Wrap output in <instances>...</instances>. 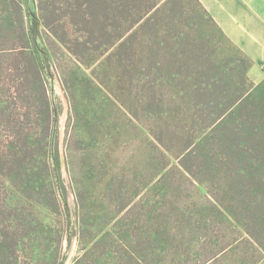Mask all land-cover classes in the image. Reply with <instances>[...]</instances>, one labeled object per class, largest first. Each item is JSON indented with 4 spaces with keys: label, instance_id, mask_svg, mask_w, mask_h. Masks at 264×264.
I'll return each mask as SVG.
<instances>
[{
    "label": "trees",
    "instance_id": "trees-1",
    "mask_svg": "<svg viewBox=\"0 0 264 264\" xmlns=\"http://www.w3.org/2000/svg\"><path fill=\"white\" fill-rule=\"evenodd\" d=\"M159 1L161 0H36L37 8L28 12L30 21L27 22L24 20L22 0H0V8L5 10L1 14L0 23L9 32L12 31L13 26L15 27L16 39L20 44L13 46L14 48L7 53L12 60L8 67L10 80L3 87L7 99L0 98V114L7 118L5 122L7 129L18 125L25 126L24 114L31 123L35 119L38 121L40 117L43 120L42 130L45 133L44 138L40 139L46 141L44 148L51 154V162L45 157L42 159L43 170L46 172L41 174L40 170L39 172L36 170L37 155L36 150L33 149L36 144L35 139H32L29 133H24V136L23 133H7L6 138L0 135V181L8 183L15 190L18 189L10 197H4L3 200L0 197V264L27 262L64 264L65 259L61 247L43 246V240L31 226L33 220H28V215L21 205L23 198L28 200L34 195L35 198L40 199L42 197L40 192L46 190L45 186H50L53 181L58 184L62 179L60 168L54 165V158H58L53 151L56 106L50 98L43 74L44 70L46 76L53 75L49 70L52 52L51 46L50 48L48 44L43 46L39 41L43 32L58 47L61 46L76 55L89 67L112 49L97 64L93 72L103 70L108 66V60L116 59L124 70L122 75H118V84L114 80L113 91L115 92L114 88L118 89L116 86L119 82L137 81L139 86L137 105L144 102L145 115H150L151 117L148 118L154 123L157 122L158 129L169 123L172 124L170 118L174 119L173 126L181 128L182 139L188 140L186 146L180 150V154L172 153L178 159L172 161L173 167L181 168L185 173L189 171L199 179L204 175L206 177L204 186L211 187L209 189L214 195H211L212 202L201 209L181 208L184 215L181 222H184L187 229L193 231L194 228L202 225L201 220L204 217L214 214L222 216L224 220L232 222L238 228L239 234L249 233L254 247L261 252L260 258L251 262L247 260L245 254L242 262L227 264H264L262 258L264 256V103L257 104V108L249 109L251 96L256 90L264 89V81L256 83L250 79L253 93L247 95L242 92L227 104L228 102L226 103L216 93L213 94L211 90L216 83L214 79L219 80L218 73L208 74L206 71L203 75L207 77L197 82L190 79L193 74L168 73V79L174 81L173 85L176 84V93L169 91L167 94H159L156 90L158 87L165 90L163 85L165 77L162 75L165 73L164 63L160 60L155 63L160 72L154 75L153 67L149 62L147 68L140 67L134 65L135 58L127 57L130 56V51L135 52L133 39L139 34L140 29L152 25L155 16H148L143 23L141 22ZM173 1L165 0L163 5L167 6ZM194 1L201 7L202 15L207 13L200 0ZM182 2L184 0L175 1L177 7L172 11L171 19L176 20L179 16L185 15V6ZM192 19L197 18L192 17ZM210 19L214 21L211 16ZM193 23L192 21L191 24ZM137 24H140V27L133 29ZM130 30L132 31L128 33ZM176 37L182 40L185 32L183 30L177 32ZM227 40L230 41L228 38ZM31 46L33 57L31 52H28ZM233 48L240 53V48L235 44ZM241 52V59L246 63L241 77L247 78V72L253 61L242 50ZM126 61L131 62L133 67H130ZM220 73L223 74L221 71ZM179 79L189 80L190 86H182L183 81ZM175 80L179 81L175 83ZM158 94L161 98L157 97ZM178 96L183 100L191 98L190 101L193 102V106H187L191 118L188 126L183 124L182 118L186 120L189 118L179 106L173 107L171 104L172 99L176 100ZM236 100L238 102L236 109L229 111L222 118ZM19 108L26 110L23 113ZM135 114L138 115V112ZM237 114L239 119L235 116ZM107 130L110 132L115 130L112 123L108 125ZM72 134L71 131L68 135L67 161L71 185L76 193L77 222L74 233L78 236L80 246L72 264H172L166 260V255H160L159 258V253L153 252L155 249L156 252L161 251V243L167 254L170 255L172 250L170 238L163 242L161 237L165 238V236L160 237L158 234L161 229L167 232L166 218L163 216L162 223L155 224L158 219L155 212L158 208L162 210L166 202H161L158 208L144 215L145 217L141 214L138 219L124 217L123 209L131 206L132 203L128 198L130 188L125 185L122 174L109 172L102 175L101 172V178L95 179L93 175H88L90 169L91 172L94 170L92 164L79 171L75 152H72L74 148L72 149L70 145ZM147 135L148 133H145V136ZM110 136L107 135L105 140ZM84 139L89 144L93 140L90 134ZM172 154H169V160L172 159ZM195 158L202 159L201 163L205 164L203 172L193 169L194 167L188 164ZM50 164L53 166L51 167ZM82 173L85 174L84 179ZM207 176H210L209 180ZM88 181L91 182L86 183ZM19 190L23 198L18 195ZM163 190L164 195L168 193V190ZM135 209L136 206L132 205V210ZM64 215L69 226L71 218L68 211H64ZM143 226H149L148 232L143 231ZM152 238L156 241L150 242ZM142 242L153 244H144L143 246L148 248L145 250L140 245ZM184 253L188 256V251L172 252L173 256L181 254L178 256L180 259H173V263L183 264L181 257ZM189 262L188 258L184 259V264ZM201 264L215 263L206 261Z\"/></svg>",
    "mask_w": 264,
    "mask_h": 264
},
{
    "label": "rangeland",
    "instance_id": "rangeland-1",
    "mask_svg": "<svg viewBox=\"0 0 264 264\" xmlns=\"http://www.w3.org/2000/svg\"><path fill=\"white\" fill-rule=\"evenodd\" d=\"M164 1H159L157 6L146 14L141 23L148 16H155L152 25L149 24L140 29L139 34L133 39L135 52L130 51V56L126 55L129 58L131 56L135 58L134 65L140 67L145 66L147 68V62H149L153 67L154 75L160 72L155 63L158 60L164 63L163 70L165 73H161L165 77L163 83L165 90L158 87L156 89L158 93L161 95L162 93L167 94L169 91L176 93V84L173 85L174 81L168 79V73L193 74V78L190 76V79L197 82L206 76L203 74L207 71L208 74H219V80L214 79L216 83L211 90L213 94L216 93L226 103L228 102L227 104L240 96L242 92L251 95L253 88L249 83L251 79L249 71L248 74L246 73L248 79L241 77V72L246 67V63L241 59L242 49H239V53L233 48L235 43L225 34L211 13L207 10L208 14L202 15L198 3L194 0H184L182 3L185 6V15L173 20L171 13L177 7L176 0L167 6L163 5ZM22 4L24 20L29 22L28 12L36 10L37 2L36 0H22ZM4 12L5 10L0 8V17ZM209 15L217 24L210 19ZM192 17L197 19L194 21ZM192 21L193 24H191ZM140 24H137L133 29L137 26L140 27ZM14 30L15 27L13 26L12 31L9 32L0 23V98L5 99L7 96L3 87L10 80L8 67L12 61L7 53L15 46H20L16 39L17 33ZM182 30L185 32V37L181 40V38L176 37V33ZM39 41L43 46L48 44V47L51 46L52 48L49 47L52 52L49 70L52 71L53 75L46 76L44 70L43 74L50 98L56 106L53 136L55 148L53 151L58 158H54V165L60 168L62 179L58 184L53 181L50 186H45L46 190L43 189V193L40 192L42 195L40 199L33 195L26 200L22 197L21 190H19L18 195L23 198L21 205L28 215V220H33L31 226L38 232L39 238L43 240L44 247H61V252L65 255L64 264L73 263L80 247L78 236L74 233V226L76 228L77 222L76 193L71 185V174L67 161L68 135L72 131V143L70 145H72V149L74 148L72 152H75L76 166L79 171H82L88 164H92L94 170L91 172L90 169L88 175H93L95 179H99L103 174H109V172L122 174L125 185L130 188L128 192L129 201L136 206L135 210H132V205L123 209L124 217H136L138 219L140 214L148 215L149 212L158 208L161 202H166L162 210L158 208L155 212L158 218L155 224L162 223L161 218L163 216L166 218L165 223L168 230L165 232L161 229L158 234L160 237L161 235L165 236V238L161 237L163 242L170 238L172 250L171 252L169 250L170 255L167 254V251L165 252L163 249V243H161V251L156 252V249L153 251L155 254L159 253V258H161L160 255H166V260L175 264L173 259L178 260L180 259L178 256L181 255L173 256L171 253L175 250L179 253L188 251L189 257L186 256V253L181 257L183 264L185 258L190 260L188 264H201L206 263V261L215 264L240 263L243 258L245 259V254L249 262L260 258L261 252L254 247V242L250 238L251 235L247 232L244 235L239 234L238 228L232 222L229 223L228 220H224L218 214L204 217L201 220L202 225L194 228L193 231L187 229L184 222H181V218L184 216L181 208L201 209L212 202L211 187L204 186L206 179L204 175H201L199 179L189 171L185 173L183 169L173 167L172 161L178 160L173 154H180V150L186 146L188 140L182 139L181 128L173 126L174 119L170 118L172 124L169 123L162 129H158L157 122L154 123L149 119L150 115H145L144 107L146 105L144 102L137 105L139 102L137 81L134 83L119 82V85L116 86L118 89L114 88L117 94L113 91V84L115 81L118 84V75H122L124 70L116 59L108 60L109 64L103 70L93 72L97 68V64L112 49L100 56L96 62L93 61L95 63L89 67L76 55L61 46L58 47L50 38L46 37L44 32ZM31 50L32 46L28 52H31L33 57L34 52ZM126 63L133 67L131 62L126 61ZM209 64L212 65L209 66ZM179 80L183 81L182 79ZM178 81L175 80V83ZM181 85L190 86L189 80L181 82ZM140 88L142 92V87ZM159 94L157 97L161 98ZM183 94L185 93L183 92ZM177 99H172L171 104L173 107L179 106L189 118V120L182 118L183 124L188 126L191 118L187 106H193V102L190 101L191 98L183 100L181 96H178ZM261 103H264V89L256 90V93L251 96L249 109L257 108V104ZM237 104L236 100L222 118L229 111L235 110ZM19 110L24 113L26 108H19ZM173 111L176 112L175 109ZM136 112L138 115L135 114ZM181 115L184 117L183 114ZM235 116L239 119V114ZM6 120V116L0 114V135L2 138H6L7 133H23L22 136L24 133H29L28 135L35 139L36 143L33 147L37 155L36 170L38 172L40 170L41 174L45 173L42 159L45 157L51 162V154L44 148L46 141L40 139L44 138L45 134L42 130L43 120L39 117L38 121L35 119L31 123L24 114L25 126L18 125L8 129L5 126ZM111 123L115 128L112 132L107 130ZM145 133L148 135L145 136ZM89 134L93 138L90 144L84 139ZM107 135H111V142L110 137L105 140ZM169 154H172L170 160L168 159L170 158ZM200 160L202 159L195 158L194 161L193 159L190 160L188 164L192 168L194 167L193 169L203 172L205 164L201 163ZM101 172H103L102 175H100ZM96 175L100 176L97 177ZM81 176L84 179L85 174L82 173ZM209 178L210 176H207L208 180ZM81 183H83L82 180ZM0 187L1 200L18 191L4 181H0ZM163 189L168 190V193L164 195ZM85 191L89 193L88 190ZM64 211H68L71 218L69 226ZM3 214L7 215L4 212ZM148 227L143 226L145 233L148 232ZM142 240L144 239L142 238ZM152 240L153 242L156 241L155 238H152L150 242ZM144 244L153 243L142 242L140 245L143 246ZM143 247L145 250L148 249L146 246ZM151 248L154 250L153 246Z\"/></svg>",
    "mask_w": 264,
    "mask_h": 264
},
{
    "label": "crops",
    "instance_id": "crops-1",
    "mask_svg": "<svg viewBox=\"0 0 264 264\" xmlns=\"http://www.w3.org/2000/svg\"><path fill=\"white\" fill-rule=\"evenodd\" d=\"M225 34L249 56L251 79L264 81V0H200Z\"/></svg>",
    "mask_w": 264,
    "mask_h": 264
},
{
    "label": "built area",
    "instance_id": "built-area-1",
    "mask_svg": "<svg viewBox=\"0 0 264 264\" xmlns=\"http://www.w3.org/2000/svg\"><path fill=\"white\" fill-rule=\"evenodd\" d=\"M263 70H264V66H263Z\"/></svg>",
    "mask_w": 264,
    "mask_h": 264
}]
</instances>
